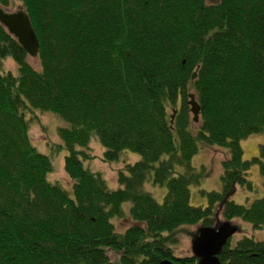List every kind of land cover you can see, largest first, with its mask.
<instances>
[{
	"label": "trees",
	"instance_id": "trees-1",
	"mask_svg": "<svg viewBox=\"0 0 264 264\" xmlns=\"http://www.w3.org/2000/svg\"><path fill=\"white\" fill-rule=\"evenodd\" d=\"M18 2L38 40L39 69L0 25V264H195L172 250L183 225L238 218L264 230L261 196L248 205L228 196L250 191L264 146L242 159L240 140L264 133V0H0ZM9 9V8H8ZM125 50L127 53H125ZM9 57L16 72L2 69ZM195 71L193 79L190 74ZM199 106L194 133L187 93ZM167 108L176 109L169 124ZM50 112L65 149L69 192L48 181V155L28 137L26 112ZM94 139L104 162L123 150L139 155L116 171L110 188L83 165ZM224 148L220 191L189 204L198 147ZM165 187L160 202L144 184ZM128 203L132 223L112 218ZM114 257V258H111ZM220 264H264V239L242 235L218 253ZM116 257V258H115Z\"/></svg>",
	"mask_w": 264,
	"mask_h": 264
},
{
	"label": "rangeland",
	"instance_id": "rangeland-1",
	"mask_svg": "<svg viewBox=\"0 0 264 264\" xmlns=\"http://www.w3.org/2000/svg\"><path fill=\"white\" fill-rule=\"evenodd\" d=\"M20 5L18 2H14L9 9ZM26 61L29 65L35 69H39V62L37 57H26ZM2 69L11 73L16 72V65L13 60L9 57H5L2 61ZM167 114H171V109L167 108ZM190 117L191 114L189 113ZM25 118L28 119V137L30 142L35 148L48 155L51 162V171L47 173L46 178L48 181H55L62 185L69 192L70 180L63 170L62 161L65 155V149L60 148L57 151L51 149L55 145H59V138L56 133V128L62 121L50 112H41L33 110L25 113ZM198 122L191 121L190 130L192 133L195 132ZM264 146V133L250 134L247 137L240 140V146L242 149V159H249L252 156L258 154L260 146ZM102 148L92 138L89 143L88 152L93 154V158L85 160L83 165L93 171L100 173L106 184L110 188L117 187L116 183V171L121 168L127 162H132L138 159L137 153L123 150L118 158L112 162H104L100 158ZM227 157V152L224 148L217 146H201L198 147L196 153L190 158V165L194 170H199L204 167L207 173L198 183L190 184L189 189V204L193 206H205L207 199L201 192L210 190L220 191V173L221 166L220 162ZM264 162V157L262 158ZM247 179L252 184V190L247 191L240 186L236 185L234 191L228 196V198L235 203L248 205L249 202L262 195L263 193V177L258 173L257 164H251L248 167L246 173ZM144 189L149 191L153 198L160 202L165 192V187L160 185H152L150 182L144 184ZM122 216L112 218L114 229L117 232H122L128 225L132 223L128 216V203L122 206ZM214 218L216 222L223 221L222 216L218 213V210L214 208ZM229 221L238 226V230L230 235L228 238L229 244H233L242 235H251L255 239H264V230L259 228H253L252 225L246 221H242L238 218H231ZM214 225V224H212ZM211 225V226H212ZM201 226L200 223L192 225H183L179 231L175 234V242L172 245V250L175 255L184 256L190 255V239L195 233L197 227ZM111 258H114L111 256ZM116 258V257H115Z\"/></svg>",
	"mask_w": 264,
	"mask_h": 264
},
{
	"label": "water",
	"instance_id": "water-1",
	"mask_svg": "<svg viewBox=\"0 0 264 264\" xmlns=\"http://www.w3.org/2000/svg\"><path fill=\"white\" fill-rule=\"evenodd\" d=\"M0 25L6 32L12 35L27 56L36 57L38 51V40L30 24L27 13L21 5L8 9L0 6ZM125 53L127 51L125 50ZM195 71L190 74L193 79ZM188 110L191 120L197 121L199 106L192 92L187 93ZM176 112L172 108L169 115V124L172 123ZM238 230V226L229 220L217 222L214 225H201L196 228L195 233L190 239V253L196 258L195 264H220L218 253L221 247L227 242L231 234ZM152 264H178L169 259H161Z\"/></svg>",
	"mask_w": 264,
	"mask_h": 264
}]
</instances>
